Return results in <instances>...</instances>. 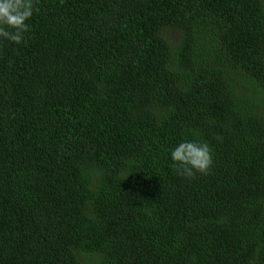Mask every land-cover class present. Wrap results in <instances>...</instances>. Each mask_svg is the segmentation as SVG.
Listing matches in <instances>:
<instances>
[{"label": "trees", "instance_id": "1", "mask_svg": "<svg viewBox=\"0 0 264 264\" xmlns=\"http://www.w3.org/2000/svg\"><path fill=\"white\" fill-rule=\"evenodd\" d=\"M36 7L0 38V264H264V0Z\"/></svg>", "mask_w": 264, "mask_h": 264}, {"label": "clouds", "instance_id": "2", "mask_svg": "<svg viewBox=\"0 0 264 264\" xmlns=\"http://www.w3.org/2000/svg\"><path fill=\"white\" fill-rule=\"evenodd\" d=\"M36 11V0H0V38L20 44ZM171 158L172 167L188 178L197 173L207 175L213 166L210 146L195 139L179 143L172 149Z\"/></svg>", "mask_w": 264, "mask_h": 264}]
</instances>
